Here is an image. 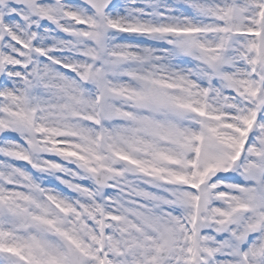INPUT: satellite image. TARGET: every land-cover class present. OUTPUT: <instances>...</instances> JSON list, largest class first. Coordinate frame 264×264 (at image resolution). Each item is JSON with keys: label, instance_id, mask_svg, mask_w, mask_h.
Returning a JSON list of instances; mask_svg holds the SVG:
<instances>
[{"label": "snow or ice", "instance_id": "obj_1", "mask_svg": "<svg viewBox=\"0 0 264 264\" xmlns=\"http://www.w3.org/2000/svg\"><path fill=\"white\" fill-rule=\"evenodd\" d=\"M0 264H264V0H0Z\"/></svg>", "mask_w": 264, "mask_h": 264}]
</instances>
